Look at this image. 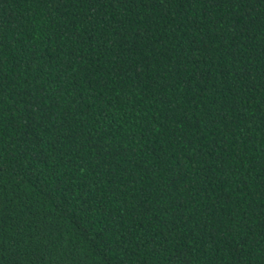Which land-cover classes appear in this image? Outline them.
I'll list each match as a JSON object with an SVG mask.
<instances>
[{"label": "trees", "instance_id": "1", "mask_svg": "<svg viewBox=\"0 0 264 264\" xmlns=\"http://www.w3.org/2000/svg\"><path fill=\"white\" fill-rule=\"evenodd\" d=\"M98 8L0 0V145L6 160H44L22 161L35 176L0 173V264H169L178 251L190 264H261L264 0L237 13L219 0L122 2L90 26ZM130 226L126 255L109 252L124 246L105 227Z\"/></svg>", "mask_w": 264, "mask_h": 264}, {"label": "snow or ice", "instance_id": "2", "mask_svg": "<svg viewBox=\"0 0 264 264\" xmlns=\"http://www.w3.org/2000/svg\"><path fill=\"white\" fill-rule=\"evenodd\" d=\"M45 2H48V0H45ZM75 2H76V0H51V3L53 4V6L58 5V4H65V3L75 4ZM88 2L100 6V8L96 9L95 17H93V16L89 17V20L91 21V24H90V26H91L94 24L101 23V18L104 17V11H105L106 6H109V5L110 6H113V5L116 6L122 2H136V0H88ZM147 2H148V0H140V3H147ZM173 2H175L177 4V7L179 8L181 3H183L184 5H187V6H192V5H197V4L204 6L205 2H207L209 5H214L217 3V0H168L169 7H171V4ZM255 2H256V0H219L220 4H231L232 7L235 9L236 13L238 11L244 10V7L246 4L255 3ZM241 5L244 7H240ZM185 11H187V9H185ZM252 11H254V9ZM251 14H252V12L249 13V17H251L250 23H253V21H255V18L252 17ZM235 17H233V18H235ZM118 23H123V19L118 21ZM240 25H244V17L243 16L239 17L235 26L232 25V27L234 29H236L234 38L242 36L244 34L243 28H241ZM113 26H115V32L120 33V28L116 27V24L109 25L110 28H113ZM244 27H247V25H244ZM146 39H147V37H141V40H146ZM125 40H127V38H125ZM138 43H140V41L133 43L132 47H135V45ZM132 47H129L127 50L129 55L132 54ZM237 47H239V45H237ZM3 50H4L3 45L0 44V64L3 63V59H2ZM196 51H199V49H196ZM160 55H162V53H160ZM125 58H127V57H125ZM17 67H18V65H17ZM29 111H31V109H29ZM36 111L37 112L40 111V108L38 105L36 107ZM200 123L203 124V121H201ZM43 143H44V141L42 139L37 142L38 145H41ZM117 154H119V153H117ZM103 155H107V153H103ZM25 157H27V159L29 161H36L37 164H43L44 163V160L41 157V153H39V152H25L23 150H21L19 152V155L16 156L15 159L6 160L4 158V154H3V147H2V145H0V173L7 171L9 169V167H11L13 170L15 169V171L17 172L18 175L35 176L37 173L40 172V169L38 167H35V165H34L33 170L26 172L24 167H23V164H22V161L24 160ZM34 157H35V159H34ZM104 162L106 163L107 161H104ZM153 169H154V171H152V172L160 171L159 168H153ZM49 179H51V176L49 177ZM105 179L106 178H102L99 181V183L104 184ZM110 183L111 182L109 181V184ZM129 183L135 184L136 181L135 182L133 180L127 181L124 183V187L128 188ZM168 187L170 188L171 185H169ZM57 191H60V189H58ZM89 191H91V190H89ZM92 195H95V193H92ZM115 196H116V198L120 197L121 193L116 192ZM151 196H152V193L148 192L144 195L143 199L145 201H148L151 198ZM160 196H161V194L158 193L157 199H159ZM89 199H91V197H89ZM101 199H104V197L101 196ZM101 199H97L96 204H100ZM85 202H87V201H85ZM69 203H71V201H69ZM122 206H123V210H124L123 215H129L130 214L129 202L127 200H124ZM134 207H138V205H136ZM79 211L82 214H85V213L91 212L92 208H91V206H89L87 208L81 207L79 209ZM147 212H148V209L145 208L143 211L138 213V215L145 216L147 214ZM120 220H118V222H120ZM131 227L132 226H130L128 229H125L124 232L126 234H123V235H116L117 230L115 229V227H112V228L105 227L104 233H112L115 236V239H113V244L116 245L117 243H119V244L124 246V248L122 250H120L119 252L116 249L114 250L113 248L109 252H113L114 255H119L121 252H123L126 255V253L128 252V249L133 246ZM236 227H237L236 225L230 224V227L228 229L232 230L231 233L229 231L221 230L223 233V236L225 238H228L230 235L235 234ZM104 233H100V234L103 235ZM165 235L167 236V241H165V239L163 238L161 243L164 245H167L169 237L172 236V231H170V229H169ZM180 239H183V237L181 236ZM153 245H155V243ZM132 254H135L134 249H133ZM187 255H188V253L186 251H178L177 254L169 260V264H190V261L187 259ZM122 261H123V259H121L119 261V264H122ZM9 264H17V261L12 260L9 262ZM31 264H40L39 256H37L33 261H31ZM261 264H264V260L261 261Z\"/></svg>", "mask_w": 264, "mask_h": 264}]
</instances>
